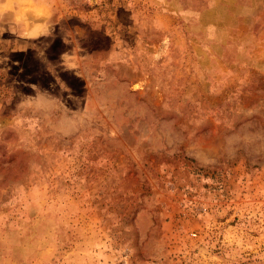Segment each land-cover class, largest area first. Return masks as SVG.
<instances>
[{
    "label": "rangeland",
    "instance_id": "obj_1",
    "mask_svg": "<svg viewBox=\"0 0 264 264\" xmlns=\"http://www.w3.org/2000/svg\"><path fill=\"white\" fill-rule=\"evenodd\" d=\"M0 264H264V0H0Z\"/></svg>",
    "mask_w": 264,
    "mask_h": 264
}]
</instances>
